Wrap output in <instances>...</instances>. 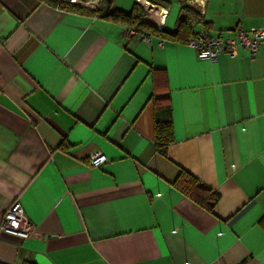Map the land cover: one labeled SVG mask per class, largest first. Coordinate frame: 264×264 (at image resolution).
Masks as SVG:
<instances>
[{
  "label": "crops",
  "instance_id": "obj_1",
  "mask_svg": "<svg viewBox=\"0 0 264 264\" xmlns=\"http://www.w3.org/2000/svg\"><path fill=\"white\" fill-rule=\"evenodd\" d=\"M90 1L100 15L0 0V225L17 200L36 229L0 232V264H264V45L200 62L184 42L128 39L101 17L135 0ZM148 1L167 10V33L194 10ZM203 11L191 35L264 28V0ZM154 97L171 110L167 158ZM181 171L219 196L211 211L174 188Z\"/></svg>",
  "mask_w": 264,
  "mask_h": 264
},
{
  "label": "built area",
  "instance_id": "obj_2",
  "mask_svg": "<svg viewBox=\"0 0 264 264\" xmlns=\"http://www.w3.org/2000/svg\"><path fill=\"white\" fill-rule=\"evenodd\" d=\"M94 2L74 0L69 3L95 9ZM190 3L197 13L200 15L204 14V0H190ZM135 6L138 15L141 16L144 22L157 31L163 30L168 16L166 9L153 5L148 0H135ZM126 37L132 40L143 41L146 44H151L152 41L151 35L139 36L134 29L129 27H126ZM262 45H264V28L256 29L253 33H246L242 29L237 28L231 36L222 38L211 36L206 28L202 27L186 42V46L195 52L200 62H215L221 56L235 59L239 49L246 50L251 58H255ZM159 46L162 47L163 42H160ZM106 162L105 155L99 151H94L88 156L90 167L99 168ZM0 232L22 239H30L36 234L35 227L25 217L19 201H14L6 211L0 225Z\"/></svg>",
  "mask_w": 264,
  "mask_h": 264
},
{
  "label": "trees",
  "instance_id": "obj_3",
  "mask_svg": "<svg viewBox=\"0 0 264 264\" xmlns=\"http://www.w3.org/2000/svg\"><path fill=\"white\" fill-rule=\"evenodd\" d=\"M46 1L50 5L64 12L90 17H96L100 15L99 10L97 9L93 10L90 8L81 7L77 4H72L59 0ZM84 1L88 2L90 0ZM199 15L200 14L194 10H191L189 8H183L181 10L180 17L177 23V29L173 33L165 32L164 28L161 31H157L148 23L144 22L141 16L138 15L136 6H134L133 10L129 13L112 10L103 14L101 17L105 20L112 21L113 23H117L121 26L132 28L136 31L139 36L151 35L158 37L162 40L169 39L176 42H184L186 44L188 39L194 35H191L190 33L191 23ZM166 100H168V97H166ZM153 102L155 106V150L158 155L163 158H167L168 147L174 141L171 121V110L167 102V105H165L164 107H160L159 104L165 102V99L160 100L157 97H154ZM173 186L180 193L189 198H192L208 211H211L219 201V196L216 193L201 185L197 179H195L193 176H191L185 171L180 172L178 178L173 183Z\"/></svg>",
  "mask_w": 264,
  "mask_h": 264
},
{
  "label": "bare ground",
  "instance_id": "obj_4",
  "mask_svg": "<svg viewBox=\"0 0 264 264\" xmlns=\"http://www.w3.org/2000/svg\"><path fill=\"white\" fill-rule=\"evenodd\" d=\"M63 1H65V2H73L74 0H63Z\"/></svg>",
  "mask_w": 264,
  "mask_h": 264
},
{
  "label": "water",
  "instance_id": "obj_5",
  "mask_svg": "<svg viewBox=\"0 0 264 264\" xmlns=\"http://www.w3.org/2000/svg\"><path fill=\"white\" fill-rule=\"evenodd\" d=\"M107 3H109L110 2V0H105Z\"/></svg>",
  "mask_w": 264,
  "mask_h": 264
}]
</instances>
